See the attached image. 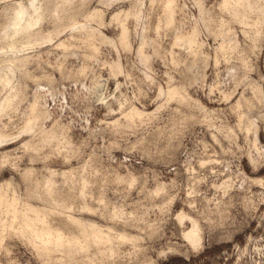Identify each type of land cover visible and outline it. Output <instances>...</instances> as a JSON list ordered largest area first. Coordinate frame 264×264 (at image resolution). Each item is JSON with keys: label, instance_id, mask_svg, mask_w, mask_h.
Instances as JSON below:
<instances>
[{"label": "rangeland", "instance_id": "374dc122", "mask_svg": "<svg viewBox=\"0 0 264 264\" xmlns=\"http://www.w3.org/2000/svg\"><path fill=\"white\" fill-rule=\"evenodd\" d=\"M138 1L86 0L85 8L77 16L76 21L78 23H84L85 16L93 10L103 12L102 25H98L95 21H91L89 25L97 29V33H95V45H100L99 52L101 53V59L110 66H112L113 62L119 61V69L117 71L115 70L116 72L131 71L132 64L137 61L144 62L142 58H139L141 56H139L137 50L143 39H145L143 55H146L148 59L146 65H144V62L141 66L144 67L145 71L150 69L151 73L155 74L154 78L160 87L155 88L148 94V100L141 101V104L144 105L143 108L140 105H137L136 108L143 112V115L150 116V114L156 113L161 103L160 101L156 103H152L151 101L156 100V97L160 95L162 89L168 90L167 82L171 74L170 69H173L175 65L190 58L189 52L186 50L189 47L175 43L176 37L189 34L194 28L199 33L203 29V22H208L211 34L204 32L203 35H196L195 45L203 44L204 47L200 51L205 55L215 56L214 49L218 48L220 43H225L222 36L220 39L217 38L220 35L216 32V27L218 26L217 14L224 16L227 13L220 12L219 7H221L220 3L222 0H175L174 5L175 9H177L174 12L175 21L171 25L166 26L163 22L160 23V20L163 21L165 16V13H163L164 10H162L164 0H140V4H138ZM79 2L80 0H70L65 6H75ZM128 10L129 12H134L135 10L138 17L130 14L125 20L128 29L129 48H124L118 41L120 28L112 17L119 11ZM6 23V21L0 20V36L2 35L1 28ZM158 24L161 26L157 29L155 26ZM233 27L238 29L239 25H234ZM39 28L43 32H47L52 31L55 27L53 26V21L49 22L47 16H45V22ZM70 35H74L73 37H76V39L72 38L70 40ZM78 35L80 34H69L65 32L63 35H55L52 41H38L35 44L36 47L26 54L31 56L32 61L29 66V71L36 69L34 72L35 75L48 74L59 81L61 71L50 68L48 65L60 63L59 58L68 54L66 51H63L64 48L62 49V47L57 46L60 42H68L71 44L67 45L68 47L66 49L72 48L75 50V48L79 47V44L77 45ZM102 36L110 38L114 44L103 42L101 40ZM238 40H244L242 33L239 34ZM195 45L190 46L193 52L194 50L196 51ZM115 46L119 47L120 55L117 54ZM104 53H110L111 59L109 60L108 56L103 55ZM192 57L191 59H196V56L194 58ZM82 58L73 59L69 56L67 60L63 61L65 74L68 71L81 69L84 63ZM37 65H39V68H37ZM110 66L103 71L105 78L113 73V69ZM251 68L250 82L252 86L258 91L264 92V81H261V77H264V41L259 46L258 54L252 57ZM214 69L215 62L210 61L208 70L205 73L208 78L204 81L206 86L203 90L195 87L187 90V97L191 101L196 102L194 107L196 109H203L204 115L209 118H211L213 113L216 115L226 113V110H229L231 106L239 104L241 94L243 93V89H238L236 95L227 101L219 93L212 94L211 86L215 78L213 75ZM134 74L139 76V73ZM172 79L175 81L179 77L172 74ZM124 82L125 77L123 75H117L109 82L108 87L112 91H115L116 84ZM121 91H126V89H122ZM177 92L179 94L176 96L180 95L184 97L183 93L178 90ZM129 94L131 95V93ZM243 94L247 97L251 96L252 92L249 91ZM176 96V99L173 98L172 103L166 109H161L158 113L157 118L153 121L154 126L163 127L165 124H168L176 115L173 111L174 109H180L182 113L188 112L189 109L182 107L181 102H179L180 100L182 101V99H179L180 96ZM48 104L52 107V101H48ZM103 118L104 110H101L95 114V119L91 121V124L86 126H91L95 124L96 120ZM227 122L229 124L236 123L237 117L228 116ZM61 123L64 124L66 122L62 121ZM54 124V120L48 121L45 126L49 130L54 131ZM83 127L81 126L77 130L68 131L64 137L66 141L74 144L83 142L84 137L88 135L83 131ZM19 143L18 141L17 144ZM98 143L102 144L103 141H99ZM164 143L166 144V141ZM212 144V137L208 134L205 122L203 120L200 122L192 121L178 133L165 155L153 157L152 159L145 158L143 160V168L140 167L139 163L134 167H127L125 154L116 151L114 155L119 159L112 165L114 175L112 177L113 183L111 184H106L101 178L106 173L103 172L99 161L94 162L91 169H86L84 162L77 164V161L73 160L72 165H63L60 161H53L50 162L47 168L38 163L29 166L30 168H25L24 171L26 169H32L33 166L32 173L34 175L32 173L30 175L31 177L33 175V178H28L31 181L34 179L37 181L40 178L39 181H45L46 177H50L48 172H56H53L54 174L52 173L54 175L53 182L57 181L55 182L56 185H53V188L57 189L54 193L60 191L56 193V197L53 193L54 201L52 203L48 202L49 209L55 208L56 204H58L57 210L62 209L66 213H73L75 211L74 213L77 214H74V216L81 217L80 219H84L85 221L95 222L103 230L108 229L107 227L109 226L114 236H117L116 233L118 232L130 234L134 237V240L121 242L114 239L113 245L116 246L117 244L119 247L116 246L117 253L114 256L105 257L107 260L95 254L93 255L95 256L94 264H144L145 262V264H264V183L261 184L254 181L264 180V163L253 165L248 162L247 158H244L242 167H240L238 173L234 172L232 176L225 173L217 179L215 174L217 169L220 168L219 148L217 147L213 151L212 147H208L207 154L203 155L205 152L204 146ZM259 145L264 147V132L260 133ZM13 147H16V145L7 146L9 149ZM89 152H91V149H89ZM213 158L217 161L216 163H213ZM104 159H107V157H104ZM136 159L139 160V156ZM3 161L0 158V183L11 180V185L13 188L16 187L14 189L17 190L18 195L20 194V198L25 200H29L30 198L31 200L29 201L33 204H42L43 202H39L40 200L36 199L37 197H34L35 195L27 196L29 194L26 188L31 186L29 180L30 184L27 183V186L18 188L19 185L25 183L22 181V176L13 168L4 166ZM85 162H87V158H85ZM121 162L125 165L123 169L120 168ZM202 164L204 167H201ZM103 167L106 168L107 164H104ZM82 168H84V171ZM66 171H73L77 176H74V178L65 177L64 179L61 173ZM81 171L83 172L81 173ZM89 171H95L98 174L97 178L99 179V183L96 187L89 188V185L94 182L88 175ZM80 174L89 183L85 188L84 199H80L78 194H73L74 191L75 193L79 192L81 177L78 175ZM201 180H203L202 183L199 182ZM64 182L66 184L65 190L63 189L65 187ZM129 185H131V195L127 199H122L115 194L118 187L125 188ZM169 186H172L173 190L168 195L154 197L155 208L153 212L144 214L146 209L142 210L139 214L141 223H138L135 227H128L122 222L123 218L127 216L137 215V208L141 201H144L147 205L148 201L145 199L146 197L161 189L168 192ZM43 191L45 192V190ZM67 192L70 195L64 194ZM58 194L63 195L59 196ZM58 196L62 198L58 199ZM70 197H72V200ZM189 200L193 202L203 201L204 205L212 210L202 220H196L200 227V235L202 238L198 248H193L182 237V232L190 228V221L184 219L180 223L177 217L180 212L187 215L190 211V205L187 203ZM59 203L62 205H59ZM84 204H87L91 208V211L85 209L84 212V209H82ZM67 209H70V211ZM80 209L82 210L80 211ZM114 209L120 216L115 219L111 217ZM81 213L83 214L81 215ZM165 216L169 218L166 223L162 222ZM55 221L60 222L59 218H55ZM7 233H10L12 237L14 236L13 232L9 231ZM7 233L4 235H9ZM11 236H8L9 238L6 236L5 240H3V248L6 245L7 248L4 249H7V251L4 249H2L3 251L0 250V264H48L49 262L56 264L60 259L59 256H61L60 261L62 260L61 262L59 261L60 264H76V262L74 263L76 260L70 261V259L67 260L68 258H65L68 262L64 261L65 259L63 257L65 256L59 255L60 253H55L49 258L50 261H48L47 258L39 256L38 253L36 255V250H33V247L25 239L18 235L22 239L19 240L20 238L16 234L13 237L14 239ZM21 241L27 244L24 243L26 244L24 245ZM99 246L101 245H98V247L95 246V248L93 246L92 250L94 249L95 252H98ZM55 256L58 260L55 259ZM40 257H42L43 263L40 261ZM44 259L47 260L45 261ZM85 261H88V259ZM85 261H83V264H85ZM86 264L88 263L86 262Z\"/></svg>", "mask_w": 264, "mask_h": 264}, {"label": "clouds", "instance_id": "9594fccd", "mask_svg": "<svg viewBox=\"0 0 264 264\" xmlns=\"http://www.w3.org/2000/svg\"><path fill=\"white\" fill-rule=\"evenodd\" d=\"M63 6L60 0H0V20L7 22L3 39L0 40V158H3L4 166L13 168L22 176L25 184L29 183V174L24 169L31 165L39 163L47 167L53 161L72 165L73 160L77 164L84 162L86 169H91L92 164L99 161L106 173L101 178L106 184H111L114 175L112 165L119 159L114 155L116 151L125 154L127 167L139 163L143 168L145 158L165 155L182 129L192 121L201 120L205 122L213 141L212 145L204 146L203 155L207 154L208 147H212L213 151L219 148L220 168L215 174L217 179L225 173L230 176L234 172L238 173L244 158L253 165L264 163V147L259 145L260 133L264 132V92L258 91L250 82L252 57L258 54L259 46L264 41V0H225L220 12L227 15L217 14L216 27V32L220 34L217 38H224V46L214 49L215 56L201 52L203 44L195 45V53L189 47L186 50L190 58L170 69L168 89L173 93L177 90L183 93L181 105L189 110L182 113L180 109H174L175 117L163 127L154 126L153 121L161 109H166L172 103L173 98L169 96L168 90L162 89L156 100L151 101L161 102L156 113L150 116L138 114L136 106L143 108L141 101L148 100V94L160 87L154 78L155 74L150 69L145 71L141 66L143 62L137 61L132 64L131 71L113 72L105 78L103 71L110 65L101 59L100 45L93 47L89 40L84 39L89 36L88 20L77 23L75 16L67 17V26L59 32L60 35L65 32L81 34L79 47L75 50L65 49L69 55L59 58L60 63L48 65L61 71L59 81L48 74L35 75L36 69L29 71L32 61L24 57L36 47L31 42L34 38L33 30L45 22V16L49 22H65L58 16ZM234 25H239V28ZM204 32L211 34L208 22H203V29L199 33L193 29L194 37ZM241 33L244 35L243 41L238 40ZM72 38L70 35L69 39ZM115 47L120 55L119 47ZM103 55L111 59L110 53ZM193 55L196 56L194 60L191 59ZM69 56L73 59L83 57L84 63L81 69L65 74L63 61ZM210 61L215 62L212 94L219 93L227 101L236 95L238 89H243V93L252 92L247 97L242 93L239 104L231 106L226 113H213L211 118L204 115L203 109H196V102L187 97L188 89L195 87L203 90L206 86L204 81L208 77L205 73ZM118 63V60L113 62V66ZM134 73H139V76ZM172 74L179 79L173 81ZM117 75H123L125 82L117 83L115 91H112L108 84ZM261 81H264V77H261ZM48 101H52V107ZM101 110H104V118L86 126L91 124L95 114ZM228 116L237 117V122L229 124ZM53 120L54 131L45 126ZM62 121L66 123L62 124ZM81 126H84L83 131L88 134L83 142L74 144L65 140L68 131L77 130ZM8 145L16 147L9 149ZM216 162L213 158V163ZM104 164H107L106 168ZM120 168H125L123 162ZM88 175L94 181L89 188L96 187L99 183L98 174L89 171ZM31 183L34 185V195L41 198L48 196L43 191V181L33 180ZM22 187L24 184L18 186ZM130 189L131 185L118 187L115 194L127 199L131 195ZM172 190V186H169L168 192L161 189L150 194L145 198L147 205L141 201L137 215L127 216L122 222L126 226L135 227L142 222L139 219L142 210L146 209L144 214L154 211V197L166 196ZM187 203L190 205L187 215L194 220H202L212 211L203 201L189 200ZM168 219L165 216L162 222L166 223Z\"/></svg>", "mask_w": 264, "mask_h": 264}, {"label": "bare ground", "instance_id": "6f19581e", "mask_svg": "<svg viewBox=\"0 0 264 264\" xmlns=\"http://www.w3.org/2000/svg\"><path fill=\"white\" fill-rule=\"evenodd\" d=\"M69 1L70 0H60V2L64 6H63V8H61L58 11V16L60 17V19L62 21H65V22L61 23V22H58L56 20H53V26L55 28L52 31L43 32L40 28L34 29L33 30L34 31V38L31 41L33 44H36L38 41H41V42L52 41L54 36L60 35L59 32L61 31V29L63 27L67 26V24H66V18L67 17L75 16V18H77V16L82 13V11L84 10L85 5H86V0H80V2L75 6H65V4L68 3ZM164 1H165V2H163L164 7L162 10H164L163 13H165V16L163 15L164 16L163 21H161L160 19H158V20H160V23L163 22L164 25L169 26L175 21L174 12L177 9H175V5H174L175 0H164ZM37 2H39V1H37ZM139 2H140V0L138 1V4H140ZM224 4H225V0H222L220 3V6L224 5ZM220 8L221 7H219V9ZM130 14L135 15V17H138L136 15L135 10H134V12L133 11L129 12V10L128 11H119L118 13L114 14L112 17V19L118 24L117 26H119V28H120V33H118L119 34L118 35V41L122 45V47H124V48L128 47V29L126 27L125 20ZM122 15H124V16H122ZM85 18H86L85 20H88L89 23L91 21H95L98 25L103 24V12L100 10L91 11L90 13H88L85 16ZM157 23H159V22H157ZM5 26H6V24L1 28L2 35L0 36V40L3 39V31H4ZM160 26L161 25L158 24L155 27L158 29ZM89 29H90L89 36L84 37V39L89 40L91 45L93 47H95L96 46L95 45V33H97L96 32L97 29L92 28L90 25H89ZM71 36L73 37L74 35H71ZM73 38L76 39V37H73ZM80 39H81V34L78 35L77 41H79ZM101 40L103 42H107V43L112 44V45L114 44V42L108 37L102 36ZM144 41H145V39H143V41L141 42L137 52L139 53V56H141V57H139V56L138 57L140 59L142 58V60H144V62H145V64H144V62H143V64L146 65L148 58L146 57V55L145 56L143 55V46L145 45ZM193 41H194V43H193ZM174 42L177 44H183V45H187L188 47H190L191 45L196 44V36L194 37L193 31H192L189 34L177 36ZM69 44L70 43H68V42H60L57 46L62 47V49L64 48L63 51H65V49L68 47L67 45H69ZM77 45H78V43H77ZM223 46H224V44L220 43L218 48H222ZM194 53H195V50H194ZM193 56L195 57V55H193ZM194 57H192V58H194ZM24 58H30L31 59V56L26 55ZM110 67L113 69V72H116L117 69H119L118 64H115L114 66L112 64V66H110ZM168 93H169V96H171L172 98H175V96L177 94H179L177 91L175 93H173L169 89H168ZM179 96L180 95H178L176 97H179ZM179 99L184 100V97L180 96ZM137 112H138V114L143 115V112H141L139 110H137ZM2 160H3V158H1V161ZM28 168H30V167H28ZM32 169H34L33 166H32ZM32 169H26L25 170V173L29 174L28 178L31 177L30 175L33 172ZM82 169L84 171V168H82ZM77 170H79V169H77ZM83 171H81V173ZM50 172H48L50 177L49 178L46 177V179L44 177L45 181L42 180V181H44V184L42 185L43 190H45V193H48V196H44L43 198H41V196H39V195L34 196V197H37L36 199L40 200L39 202H41V201L43 202L42 204L38 203L39 205L33 204L32 202H30L29 201V200H31L30 198H29V200H25L23 198H20V194L18 195L16 192L17 190L14 189L16 187H14V188L12 187L11 180H6V181H3L0 183V250L1 251H3L2 249L7 248L6 245L3 248V246H4L3 240H5L6 236L7 237L11 236L10 233H7L10 231V232L14 233L13 237H15V234H16V236L19 235L21 238L25 239V241H27L30 244V246L33 247V250L34 249L36 250V252H35L36 255L38 253L39 256H42L43 258L44 257L47 258L48 261H50L49 258L52 255H54L55 253H60L59 255L65 256V257H63V259L68 258L67 260L70 259V261L76 260V261H74V263L76 262V264H83V261H85L86 259H88V261H85L84 262L85 264H86V262L88 264H94L95 263V258H94L95 256H93V255H95V254L99 255L101 258L106 259L107 256H114V254L117 253L116 251H117L118 245L116 244L117 247L113 245L114 239H117L120 242L121 241L134 240V237H132L130 234H126V233L124 234V233H118L117 232L116 233L117 236H114L112 234L113 231H110L111 229L109 228V226L107 227L108 229H106L107 231L103 230V228L100 225L96 224L95 222L85 221L84 219L83 220L80 219L81 217L78 218V217L74 216V214H77V213H74L75 212L74 210H73L74 211L73 213H66L62 209L57 210L56 208L58 207L57 206L58 204H56V207L53 208L55 210L49 209L48 208V202L52 203L54 201L53 193L55 192V190H57L56 188L55 189L53 188V185H56L55 182H57V181L53 182L54 181V179H53L54 175L53 174L56 172L53 171L54 172V173L52 172L53 174ZM67 172H69V171L61 173V175L64 179H65V177H68V178L73 177L74 178V176H77L73 173V171H71L69 173H67ZM33 175L31 178H33ZM37 175H38V173H37ZM46 175H47V173H46ZM81 175L82 174L78 175L81 177L80 188L78 189L79 192L77 191L78 193H75V191H74L73 194H78L80 196V199H84L85 198V194H84L85 188L87 187V184H89V183ZM34 180H36V179H34ZM39 180H37V181H39ZM22 181H24V180H22ZM29 181L31 182V180H29ZM254 181L256 183L257 182H259L261 184L264 183L263 179L254 180ZM65 182L63 184H65ZM20 183H21V181H20ZM23 184H25V183H23ZM30 185L31 186L26 188L28 191V194H29V195H27V194L26 195L29 197L34 195L32 193V189L34 188V185L32 183ZM24 186H27V185L25 184ZM64 186L65 187L63 189L65 190L66 184ZM76 186H77V183H76ZM76 188H78V187H76ZM68 190H71V189H68ZM24 191H26V190L24 189ZM21 192H22V190H21ZM58 192H56V193H58ZM61 192H63V191H61ZM56 193H54L55 197L57 196ZM24 194H22V196H24ZM64 194H69V192L64 193ZM59 196H58V199L62 198ZM49 197H50V199H49ZM66 197H68V196H66ZM63 198H64V196H63ZM71 198L72 197H70V199ZM33 201L35 202V200H33ZM54 203H56V202H54ZM57 203H58V201H57ZM61 203H62V201H61ZM61 203H59V205ZM75 203H76V201H75ZM67 204H69V203H67ZM82 204H83V202H82ZM65 206H67V205L65 204ZM73 206H74V203H73ZM79 208H80V206H79ZM79 208H77V209H79ZM82 209H84V212H85V209L90 210L91 208H89L87 204H84ZM82 209H80V211ZM67 210L70 211V209H67ZM78 213H80V212H78ZM87 213H89V212H87ZM82 214L83 213H81V215ZM111 217L113 219H115V218H118L120 216H119V213L116 212V210L114 209L111 213ZM177 217H178L180 223H182L184 219H188L190 221V223H191L190 228L182 232V237L186 241H188V243H190V245L193 248H198L201 244L202 238L200 235V227H199L197 221L192 219L191 217H188L183 212L178 213ZM55 218H59L60 222L55 221ZM119 220H120V218H119ZM64 228L71 229V230H65ZM5 233H7L9 235H4ZM13 237L11 236V238H13ZM21 238L19 240H22ZM16 239H18V238H16ZM21 243H23V242L21 241ZM24 243H26V242H24ZM123 243H125V242H123ZM26 244H24V245H26ZM98 245H101L98 248V252H95L94 249L92 250L93 246L95 248V246L98 247ZM120 245H122V244H120ZM27 246H29V245H27ZM29 248H31V247H29ZM4 250L7 251V249H4ZM29 251H30V249H29ZM42 257H40L39 259H41ZM59 257L61 259V256H59ZM100 257H98V258L101 259ZM108 258L110 259V257H108ZM39 259H38V261H39ZM47 259H44V260L46 261ZM55 259H57L56 256H55ZM60 259H59V261H60ZM57 260H55V261H57ZM67 260L65 259L64 261H67ZM40 261H42V259ZM59 261L56 262V264L57 263L60 264ZM102 261H104V260H102ZM42 263H43V261H42ZM50 264H52V263H50ZM65 264H67V263H65ZM102 264H104V263H102ZM148 264H151V263H148Z\"/></svg>", "mask_w": 264, "mask_h": 264}]
</instances>
